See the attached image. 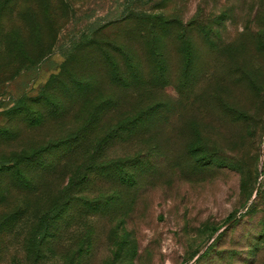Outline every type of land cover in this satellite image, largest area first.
Listing matches in <instances>:
<instances>
[{"label":"rangeland","instance_id":"1","mask_svg":"<svg viewBox=\"0 0 264 264\" xmlns=\"http://www.w3.org/2000/svg\"><path fill=\"white\" fill-rule=\"evenodd\" d=\"M0 264H264V0H0Z\"/></svg>","mask_w":264,"mask_h":264},{"label":"trees","instance_id":"2","mask_svg":"<svg viewBox=\"0 0 264 264\" xmlns=\"http://www.w3.org/2000/svg\"><path fill=\"white\" fill-rule=\"evenodd\" d=\"M24 158H27L28 160H32V158H29L27 156H24ZM22 162V159L20 157H17L15 159V161H13V163H10V162H5V164H2V167H4V170H7V171H14L16 173H19L21 174V171L19 169V164ZM63 205L61 206H56L52 211H50L49 213H45L42 218H41V221L46 224H42L38 230L39 232L37 233V237H41L43 238L44 236V233L47 232V227H48V223H49V220H56L58 219L60 216H61V212L63 209H60V207H62ZM40 243V242H39Z\"/></svg>","mask_w":264,"mask_h":264}]
</instances>
